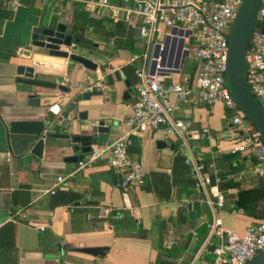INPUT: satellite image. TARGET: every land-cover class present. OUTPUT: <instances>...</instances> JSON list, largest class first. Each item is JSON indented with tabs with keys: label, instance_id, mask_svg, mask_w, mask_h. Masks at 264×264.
I'll return each instance as SVG.
<instances>
[{
	"label": "crops",
	"instance_id": "1",
	"mask_svg": "<svg viewBox=\"0 0 264 264\" xmlns=\"http://www.w3.org/2000/svg\"><path fill=\"white\" fill-rule=\"evenodd\" d=\"M109 1L119 4V0ZM100 2L0 0V264H212V250L218 240L208 225L214 218L221 220L222 229L239 236L250 224L262 220L233 211L239 189L253 188L258 178L251 173L250 160L231 164L237 154L222 159L231 154L236 142L230 123L234 113L224 103L202 104L193 94L176 104L175 116L189 126L185 144L178 137H167L162 129L133 138L129 156L141 164L145 182L128 188L121 185L122 173L104 160L77 170V162L66 161L73 156L71 149L49 146L38 158L29 154L26 137L5 129L7 122L34 119L36 113L55 104L64 110L85 92L79 85L99 82L103 88L92 91L99 95L78 103L72 126H56L55 132L76 135L80 134V124L104 120L111 122L105 141L113 142L123 135V123L137 99L138 78L135 72L130 83L122 69L132 64L140 69L147 43L125 22L114 23L110 10ZM120 23L124 30L117 29ZM59 25L65 27L66 34L89 42L90 51L70 52L89 58L96 70L49 56L47 50L31 45L35 28ZM128 29L134 31L132 45L117 47L118 40L122 44L127 41ZM162 30L164 34L172 31ZM18 66L32 68L34 80L56 87L45 89L17 82L22 78L17 74ZM181 76L186 75L181 72ZM65 80L67 86H61ZM58 87L67 88V92ZM30 98H38L39 105L29 104ZM80 114L86 116L85 121L79 122ZM51 143L69 145L61 139ZM96 144H101L100 140ZM190 157L194 164L204 165L214 182L220 181L221 174L238 184L224 189V206L215 214L204 203V195L196 191L194 166L187 161ZM237 164L240 171L230 175V168ZM57 176L66 179V187L60 186L53 195L46 193ZM101 176L110 180L94 179ZM58 192L78 199L68 203L67 196H58ZM97 247L104 249L102 255L81 251Z\"/></svg>",
	"mask_w": 264,
	"mask_h": 264
},
{
	"label": "built area",
	"instance_id": "2",
	"mask_svg": "<svg viewBox=\"0 0 264 264\" xmlns=\"http://www.w3.org/2000/svg\"><path fill=\"white\" fill-rule=\"evenodd\" d=\"M241 1L119 0L117 4L101 0L100 6L110 10L114 23L123 21L133 27L138 38L146 41L147 45L141 67L136 71L137 99L123 123V135L113 142L92 145L90 152L77 162V170L104 160L122 173L121 185L124 188L143 185L142 166L132 160L128 152L132 139L145 132L162 129L167 137H178L185 144L190 134L189 126L175 116L176 104L195 94L202 104L222 102L234 113L230 123L236 142L230 153L249 154L254 160L251 173L264 184V143L236 107L226 79L227 37ZM259 20H264V0ZM163 28L173 32L164 34ZM163 34L162 42L160 38ZM153 44L155 55L150 56ZM185 53L188 55L185 56ZM190 55L198 64L191 82L188 76H181L184 62ZM246 66L250 91L264 109V30L254 28L247 48ZM147 67L153 69L152 75L147 73ZM174 76L180 79H174ZM67 82L65 80L60 85L67 86ZM79 88L92 92L103 87L99 82H92L88 86L79 85ZM170 96H174L175 100ZM187 161L194 166L197 193L204 195V203L215 214L225 203L224 194L218 186L219 180L213 184L203 174V164H194L191 157ZM66 185V179L57 176L52 189L46 193L53 195L57 188ZM208 228L218 240L212 250V264H245L264 250V219L250 224L243 236L222 229L219 218H214Z\"/></svg>",
	"mask_w": 264,
	"mask_h": 264
},
{
	"label": "water",
	"instance_id": "3",
	"mask_svg": "<svg viewBox=\"0 0 264 264\" xmlns=\"http://www.w3.org/2000/svg\"><path fill=\"white\" fill-rule=\"evenodd\" d=\"M262 0H242L237 11L236 17L231 25L228 40V56H227V85L232 99L242 113L249 121L254 130L260 135L264 143V109L252 95L248 80L246 53L250 40V36L255 28ZM3 21L0 20V35ZM173 32V30H172ZM33 47L47 50L49 56L68 59L70 62L77 63L87 70H96V65L87 57L70 52L71 50L90 51L92 47L88 41L81 40L72 34H66L65 27L59 25L56 28L46 26L33 30L32 42ZM154 44L151 45L150 56L154 54ZM29 55L27 50L22 51ZM188 53H185L187 56ZM147 73L152 75L153 69L147 67ZM17 74L22 78L16 81L33 87L54 89L56 85L50 82H44L33 79V69L25 66L17 67ZM58 89L66 93L67 88L58 87ZM99 95L96 92H83L73 98L68 106L62 110L61 104H55L48 109L35 114L34 119L14 120L7 122L4 126L9 134H18L27 138L25 140L26 147L30 146L29 154L41 158L46 146L51 148H69L73 152V156L68 158L67 162H78L81 154L89 153L91 146L98 140L104 143L107 138V132L111 126L110 121L95 120L87 125L80 124L78 126L79 133L76 135L61 134L55 132V127L70 128L72 126L73 113L80 101H88L90 98ZM39 105L38 98H30L29 104ZM79 115V122L85 121L86 116ZM67 140L68 146H58L52 144V140ZM236 154L223 156V160L234 157ZM96 180L109 181V176H101L94 178ZM84 253L98 256L102 255L103 248H85L81 250ZM245 264H264V250L256 254L251 260Z\"/></svg>",
	"mask_w": 264,
	"mask_h": 264
},
{
	"label": "trees",
	"instance_id": "4",
	"mask_svg": "<svg viewBox=\"0 0 264 264\" xmlns=\"http://www.w3.org/2000/svg\"><path fill=\"white\" fill-rule=\"evenodd\" d=\"M117 29H122L124 30L125 27H123V25L117 24ZM255 29H261L264 30V20L261 21H257L255 24ZM126 33V32H125ZM134 35V31L131 29L127 30V41L124 42L122 44L121 41H117V47H130V45H132L131 43L133 42L132 38ZM128 46H125L126 43H128ZM198 64L197 62L193 59L192 62L190 63H186L183 66L182 69V74L188 76L189 81L191 82L194 74L197 70ZM138 69L137 65H129V66H125L122 69V72L124 74V76L127 77L128 81L131 83V77L135 76V72ZM249 122V121H248ZM250 124V123H249ZM251 125V124H250ZM252 127V125H251ZM253 128V127H252ZM254 130V128H253ZM238 155V154H237ZM250 160L252 162V165H254V160L252 157H250V159L248 157H243L241 164H244L245 161ZM240 164H237L236 166H232L229 170V174L230 175H235L240 171ZM242 170V169H241ZM203 174L206 175V171L203 170ZM208 177L211 179L212 183L214 184V180L215 178H212V176ZM220 181L218 183L219 189L223 192L225 188H232V187H237L238 184L232 182L229 179H226V176H223L220 174ZM193 185V184H192ZM59 194V195H58ZM58 196L63 195V196H67L66 198V202L68 203H73L75 202L78 197L72 194H60V192L57 193ZM57 198V196H56ZM57 203H59V201H57ZM233 211H237V212H241L244 215L251 217V218H255V219H263L264 218V184L262 183V181L260 179H258V181L256 182V184L254 185L253 188L248 189V190H242L239 189L238 193L236 194V198L234 201V206H233ZM111 226H115V222L113 220L109 221Z\"/></svg>",
	"mask_w": 264,
	"mask_h": 264
},
{
	"label": "rangeland",
	"instance_id": "5",
	"mask_svg": "<svg viewBox=\"0 0 264 264\" xmlns=\"http://www.w3.org/2000/svg\"><path fill=\"white\" fill-rule=\"evenodd\" d=\"M192 60H193V55H190L187 59H186V63H190V62H192ZM244 156V154H238L236 157H234V158H232L231 160H230V163L231 164H234L235 162H240V161H242V157Z\"/></svg>",
	"mask_w": 264,
	"mask_h": 264
}]
</instances>
